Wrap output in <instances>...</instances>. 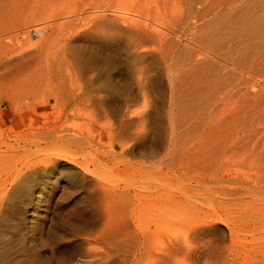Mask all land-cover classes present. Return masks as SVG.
<instances>
[{"label":"rangeland","instance_id":"rangeland-1","mask_svg":"<svg viewBox=\"0 0 264 264\" xmlns=\"http://www.w3.org/2000/svg\"><path fill=\"white\" fill-rule=\"evenodd\" d=\"M59 3L0 0V264H264V0Z\"/></svg>","mask_w":264,"mask_h":264},{"label":"bare ground","instance_id":"bare-ground-1","mask_svg":"<svg viewBox=\"0 0 264 264\" xmlns=\"http://www.w3.org/2000/svg\"><path fill=\"white\" fill-rule=\"evenodd\" d=\"M61 1V3L64 1H62V0H60ZM65 1H67V0H65ZM73 1H74V5H75V8L73 7V9L74 10H71V9H68L69 7H67V11L69 12V13H71L72 11L74 12V14H75V12L77 11V12H79L78 10H83L84 12H86L87 14H88V16L90 15V16H93V17H96V18H101V17H103V16H105V15H107L106 13L108 12V11H110L111 13H113V14H116V16L117 17H119V15L120 16H122L123 15V18L125 17V19L126 18H129V19H133V20H136V22H139V21H141V20H139L140 19V15H139V13L137 12V11H134V7H135V5H136V3H135V0H134V2L131 0V2H129V4H128V8H126V7H120L121 6V4H120V6H116L114 3H116V1L117 0H72V3H73ZM126 1V0H125ZM120 2V1H119ZM122 2V1H121ZM123 2H124V0H123ZM61 3H59L58 4V6L61 4ZM66 3V2H65ZM68 4H69V2H67ZM71 3V2H70ZM148 3V2H147ZM79 4V5H78ZM153 4V3H152ZM23 5H24V3H23ZM61 5H63V4H61ZM125 5H127V4H125ZM124 5V6H125ZM25 6V5H24ZM130 6V7H129ZM29 7V6H28ZM60 7V6H59ZM62 7V6H61ZM66 7V6H65ZM77 7H78V9H77ZM114 8V9H111V8ZM63 8V7H62ZM136 8V7H135ZM137 8H139V7H137ZM124 9V10H123ZM66 10V9H65ZM70 10V11H69ZM122 10V11H121ZM141 10V9H140ZM142 10H143V8H142ZM61 11V10H60ZM67 11H65L66 13L65 14H69ZM57 12H58V10H57ZM76 12V13H77ZM149 12V11H148ZM63 13V12H62ZM64 14V13H63ZM73 13H72V15H74ZM111 15V14H110ZM115 16V17H116ZM143 17V16H142ZM104 18H106V16L104 17ZM151 18V17H150ZM163 18V17H162ZM262 18V17H261ZM93 19V18H92ZM103 19V18H102ZM109 19V18H108ZM131 21V20H130ZM131 24H132V22H131ZM133 24H134V22H133ZM245 24V23H244ZM141 29V28H140ZM244 29H245V26H244ZM254 30V29H253ZM170 31V30H169ZM106 32V31H105ZM225 33V32H224ZM223 33V34H224ZM98 34V33H97ZM231 34V33H230ZM229 34V35H230ZM2 35H3V33H1L0 34V44L3 42V39L1 38L2 37ZM235 35V34H234ZM167 36V40H166V42H165V46H164V52H163V57H164V61H165V67H166V71H167V74H168V76H169V78L170 79H172L173 77H172V75H173V73H174V71H175V67L176 66H185V65H187V62H192L193 61V59L195 58V57H200V58H198L197 60H196V63H201V62H203V61H208V59H212L213 60V58H214V56H215V54H219L217 51H214V50H210L208 47H206V46H197V48H194V47H192V48H194V49H191L190 48V50L188 51H186L185 49H187V44L186 43H184V36L183 35H178L177 33H174V32H171L170 31V33L168 34V35H166ZM232 36V35H231ZM244 36H245V34H244ZM190 37V36H189ZM230 37V36H229ZM232 37H234V36H232ZM241 37V36H240ZM246 37V36H245ZM262 37V35L260 36V40L262 39L261 38ZM232 39V38H231ZM231 39H229L230 41H231ZM238 39V38H237ZM241 39H243V38H241ZM253 39V38H252ZM164 40H165V38H164ZM245 40H247V39H245ZM99 41V40H98ZM234 41V40H233ZM233 41H231V42H233ZM160 42V41H159ZM190 42V41H189ZM251 42V41H250ZM255 42V41H254ZM190 44V43H189ZM215 44H216V42H215ZM243 44V43H242ZM250 44V43H249ZM191 45V44H190ZM238 45V44H237ZM236 45V46H237ZM251 45V44H250ZM260 45V44H259ZM245 46V45H244ZM156 47V46H155ZM238 47V46H237ZM250 47V46H249ZM249 47H247L248 49H249ZM153 48V47H152ZM160 48H161V46H160ZM163 48V47H162ZM243 48V47H242ZM247 48H246V50H247ZM154 49V48H153ZM156 49V48H155ZM241 49V48H240ZM250 49H252V47L250 48ZM160 50V49H159ZM236 50V49H235ZM253 50V49H252ZM242 51V50H241ZM236 52H237V50H236ZM248 52V51H247ZM230 53H231V51H230ZM230 53H229V55H230ZM249 53V52H248ZM216 55V56H217ZM234 55V54H233ZM233 55L231 56V58H230V56H229V81H230V85L232 86V88L233 89H235V88H237L238 89V86H239V84H235V77H236V74H237V71H239V73H241V72H247V71H249V67H248V64H250L249 63V60H248V57L247 56H243V59L242 60H239V59H236V58H234L233 57ZM254 55V54H253ZM139 56H140V54H139ZM202 56V57H201ZM236 57V56H235ZM255 57V56H254ZM133 58V57H132ZM141 58V57H140ZM139 58V59H140ZM225 59V58H224ZM252 59V58H251ZM147 60V59H146ZM145 60V61H146ZM143 61V60H142ZM146 63H147V61H146ZM188 63V64H189ZM194 63V62H193ZM225 65V64H224ZM256 65V64H255ZM186 67V66H185ZM208 67H209V65H208ZM220 67V66H219ZM222 68H227V66H222ZM140 71V70H139ZM222 71H223V69H222ZM188 72V71H187ZM244 72V73H245ZM207 73V72H206ZM252 73V72H251ZM180 74H181V72H180ZM222 74V73H221ZM242 74V73H241ZM245 75V74H244ZM179 76V75H178ZM254 76V75H253ZM239 77V76H238ZM262 78H264V77H262ZM25 79L26 78H19L18 79V81H17V84H21V83H23L22 81H25ZM46 79V80H45ZM241 79V78H240ZM243 79V78H242ZM248 79H250L249 77L247 78V83H248ZM34 80H36L37 82L39 81V84H42V85H44L42 82H47L48 83V79L44 76H38L37 78L35 77L34 78ZM71 80V79H70ZM239 80V79H238ZM246 80V79H245ZM245 80H243V81H245ZM27 81H29V80H27ZM35 81V82H36ZM172 81V80H171ZM241 81V80H240ZM31 83H33L32 81H30L29 83H28V87L27 88H29V91L28 92H30V94L32 95V96H35V94H36V92L38 91L39 92V87H37V86H35V85H33V86H29V84H31ZM198 83V82H197ZM242 83V82H241ZM244 84V83H243ZM49 85V84H48ZM48 85H46V87L48 86ZM59 85V84H58ZM183 85V84H182ZM246 86H247V84H245ZM245 85H244V89H245ZM195 86H197V85H195ZM251 88V87H250ZM197 89V88H196ZM247 89V88H246ZM259 90V89H258ZM194 91H196V90H194ZM199 91V90H198ZM235 92V91H234ZM55 93H57V92H55ZM200 93V92H199ZM231 93H232V89H231ZM239 93V92H238ZM262 93H264V92H262ZM38 94V93H37ZM236 94V93H235ZM59 95V94H58ZM237 96V95H236ZM239 96V95H238ZM237 96V97H238ZM59 97V96H58ZM234 97V96H233ZM236 97V98H237ZM241 98H243V97H241ZM241 98H240V100H241ZM55 99H56V95H55ZM62 99H63V97H62ZM32 100L34 101L35 100V97H32ZM31 100V101H32ZM255 101V100H254ZM261 101H264V95H262V98H261ZM230 102V101H229ZM196 103V102H195ZM233 103V102H232ZM243 103V102H242ZM208 107V106H207ZM210 107V106H209ZM215 107V106H214ZM250 107V106H249ZM261 107H264V106H262L261 105ZM214 109H216V108H214ZM218 110V109H217ZM234 110V109H233ZM212 111H214L213 109H212ZM216 111V110H215ZM227 111V110H226ZM255 111V110H254ZM262 111V110H261ZM260 111V112H261ZM211 112V111H210ZM251 113V112H250ZM211 114V113H210ZM222 114V113H221ZM225 115V114H224ZM249 115V114H248ZM261 115V114H260ZM195 116V115H194ZM262 116V115H261ZM193 118V117H192ZM227 118V117H226ZM54 119H55V116H54ZM57 119H59L58 117H56V120ZM244 119V118H243ZM173 120V119H172ZM232 122V121H231ZM218 125V124H217ZM244 125V124H243ZM258 125V124H257ZM247 126V125H246ZM173 127V125L171 126V128ZM241 127V126H240ZM178 128V127H177ZM236 128V127H235ZM59 129V128H58ZM179 129V128H178ZM60 131V130H59ZM65 131V129H62L60 132L62 133V132H64ZM67 131V130H66ZM172 131H173V129H172ZM1 135V134H0ZM68 135V134H67ZM227 135V134H226ZM248 135V134H247ZM251 136V135H250ZM62 137H66V135L65 134H61V135H59L58 136V138H62ZM224 137V136H223ZM228 138H229V135H228ZM241 138V137H240ZM245 138V137H244ZM243 138V139H244ZM73 139V138H72ZM224 139H225V137H224ZM249 139V138H248ZM248 139H246V140H248ZM262 139H264V138H262ZM68 140V139H67ZM78 140V139H77ZM231 140V139H230ZM252 140H253V138H252ZM17 141V140H16ZM71 141V140H70ZM233 141H234V139H233ZM236 141H237V139H236ZM241 141V140H240ZM2 142H3V140H2ZM1 142V143H2ZM174 142V141H173ZM248 142V141H247ZM258 142V141H257ZM0 143V144H1ZM70 143V142H69ZM240 143V142H239ZM250 144H251V142H249ZM3 144V143H2ZM7 145H6V147L8 148V149H11V148H13V146L12 145H10V144H8V143H6ZM173 144V143H172ZM260 144V143H259ZM238 145V144H237ZM246 145V144H245ZM254 145V144H253ZM232 146V145H231ZM257 147H258V145H256ZM241 147V145L239 146L238 145V147H236V148H240ZM249 149H250V147H248ZM231 149H232V147H231ZM230 149V150H231ZM233 149H235V148H233ZM246 149V148H245ZM262 149V148H261ZM237 150V149H236ZM235 150V151H236ZM238 151V150H237ZM250 151V150H249ZM231 152V151H230ZM245 152H246V150H245ZM254 152V151H253ZM257 152V151H256ZM237 153V152H236ZM248 153V152H247ZM240 154V153H239ZM238 154V155H239ZM237 155V154H236ZM255 155V154H254ZM261 155V154H260ZM242 156V155H241ZM237 157H239V156H237ZM259 157V156H258ZM260 158V157H259ZM244 159V158H243ZM262 159H264V158H262ZM253 159H251V161H252ZM244 162V161H243ZM242 163V162H241ZM247 163V162H246ZM234 164V163H233ZM262 164H264V163H262ZM261 164V165H262ZM262 166H264V165H262ZM236 167V166H235ZM234 167V168H235ZM238 168V167H237ZM241 168V167H240ZM258 169V168H257ZM262 177V176H261ZM248 184V183H247ZM237 190V189H236ZM225 191V190H224ZM223 193V192H222ZM233 193V192H232ZM254 208V207H253Z\"/></svg>","mask_w":264,"mask_h":264}]
</instances>
